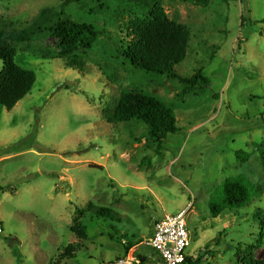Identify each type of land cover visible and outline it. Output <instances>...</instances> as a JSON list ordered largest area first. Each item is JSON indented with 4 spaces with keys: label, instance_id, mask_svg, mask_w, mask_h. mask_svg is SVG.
Masks as SVG:
<instances>
[{
    "label": "rangeland",
    "instance_id": "374dc122",
    "mask_svg": "<svg viewBox=\"0 0 264 264\" xmlns=\"http://www.w3.org/2000/svg\"><path fill=\"white\" fill-rule=\"evenodd\" d=\"M207 1L160 0L190 30L176 72L202 68L208 78L186 90L122 56L128 22L146 18L154 0H0V31L15 62L36 75L11 110L0 105V264H133L139 256L156 264L146 243L153 221L189 205L187 257H264L255 217H264V0ZM61 12L98 31L92 47H67L49 33ZM122 90L169 106L178 130L157 144L140 121L108 122ZM239 175L251 200L212 219L220 184ZM88 203L115 216L85 213L79 240L70 226ZM128 241L138 243L116 259ZM69 243L73 257L59 258Z\"/></svg>",
    "mask_w": 264,
    "mask_h": 264
},
{
    "label": "trees",
    "instance_id": "16d2710c",
    "mask_svg": "<svg viewBox=\"0 0 264 264\" xmlns=\"http://www.w3.org/2000/svg\"><path fill=\"white\" fill-rule=\"evenodd\" d=\"M194 3L207 4V0H191ZM242 1V0H240ZM242 19L245 20L242 15ZM49 33L70 47L75 41L80 46L90 48L98 36V31L91 25L73 21L64 13H60L57 20L48 28ZM127 37L122 45V56L133 67L148 73L165 75L184 83L190 88L206 84L208 78L198 68L190 77L178 74L175 66L184 60L190 42V30L181 22L170 20L164 11L160 0H154L149 15L146 18L130 20L127 26ZM16 49L6 40L5 34L0 31V105L6 110H11L32 89L35 82V72L19 66L15 62ZM74 64L75 63L74 61ZM108 122L122 123L130 120L140 121L147 127V134L160 144L164 138L178 130L173 110L141 90H122L116 100L112 113L107 117ZM241 151H239L240 153ZM262 166L264 168V147L260 151ZM64 182H61V185ZM66 190L65 192H67ZM222 198L218 202L209 203L210 215L215 218L224 213H232L237 208L251 200L249 181L241 175L227 178L220 184ZM93 213L95 217L115 216L109 207L97 206L88 203L85 208L76 209L72 219L70 231L79 240L87 238V227L82 222L85 213ZM260 222V241L264 238V217L255 214ZM260 218V219H259ZM138 243V242H137ZM128 241L123 246L125 257L129 250L137 244ZM76 244L69 243L59 254V258H72ZM200 257L192 260L185 257L183 264H199ZM136 264H148L147 260L139 256ZM105 264V263H102ZM111 264V263H107ZM243 264H264V257L257 259L247 258Z\"/></svg>",
    "mask_w": 264,
    "mask_h": 264
},
{
    "label": "built area",
    "instance_id": "2783aa9c",
    "mask_svg": "<svg viewBox=\"0 0 264 264\" xmlns=\"http://www.w3.org/2000/svg\"><path fill=\"white\" fill-rule=\"evenodd\" d=\"M189 210L190 205L189 209L184 208L173 214L165 213L153 221L152 236L146 243L159 254L161 264L184 263L186 248L189 245L185 215Z\"/></svg>",
    "mask_w": 264,
    "mask_h": 264
},
{
    "label": "crops",
    "instance_id": "0c3cea01",
    "mask_svg": "<svg viewBox=\"0 0 264 264\" xmlns=\"http://www.w3.org/2000/svg\"><path fill=\"white\" fill-rule=\"evenodd\" d=\"M219 216H217V217H215V218H212V219H216V218H218ZM152 232H153V230H152ZM155 253H157L156 251H154ZM157 255H158V258H159V261H157L156 262V264H161V259H160V256H159V254L157 253ZM189 258H191V257H189ZM192 259V258H191ZM193 260V259H192ZM149 264V263H148ZM150 264H152V263H150Z\"/></svg>",
    "mask_w": 264,
    "mask_h": 264
}]
</instances>
